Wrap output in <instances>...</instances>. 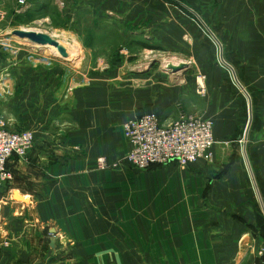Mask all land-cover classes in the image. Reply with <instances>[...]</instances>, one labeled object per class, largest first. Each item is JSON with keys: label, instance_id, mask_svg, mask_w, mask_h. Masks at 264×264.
Returning a JSON list of instances; mask_svg holds the SVG:
<instances>
[{"label": "crops", "instance_id": "crops-1", "mask_svg": "<svg viewBox=\"0 0 264 264\" xmlns=\"http://www.w3.org/2000/svg\"><path fill=\"white\" fill-rule=\"evenodd\" d=\"M166 1L177 7L176 21L188 15L190 33L198 34L193 21L205 22L206 29L222 39L223 48H228L224 52H232L235 59L229 58L231 65L226 67L197 65L205 75L204 95L198 93L195 82L192 91L173 87L159 93V100L181 101L189 114L209 118L215 143L211 162L198 160L189 166L191 173L184 178H189L190 193L186 191L196 203L190 205L189 212L174 211L173 222L179 220L181 224L177 225L176 236L161 244L164 248L159 250L158 259L167 264H264V0H206L211 5V13L206 16L193 8L197 0ZM164 2L157 0L159 5ZM150 3L60 0L49 3L57 12L49 8V13L41 16L53 22L57 14L79 27L85 23H109L115 18L148 20ZM158 15L160 22H169L165 10ZM112 26L111 31L116 28ZM173 27L176 43L183 32L180 26ZM14 68L19 77V66ZM18 77L17 83L27 81L26 85L21 83L27 89L21 90L19 96H30L33 109L26 115L16 97L12 103L0 104V113L10 129L31 128L34 141L25 159L12 156L6 163L9 179L0 186V264H49V202L54 199L49 198V185L66 180V173L71 181L72 173L77 176L74 167L94 163L102 151L100 143L113 142V125L127 103L125 99L119 103L118 89L99 76H89L88 85L83 86L82 78L73 76L68 80L64 69L49 66V77ZM170 111L151 112L167 123ZM181 181V177L175 178L174 187L178 188L175 195L182 198L187 192L182 190ZM87 193L67 191L71 199L81 198L83 203ZM84 206L77 211L82 212ZM128 206L125 214L130 222L110 227V237L94 232L83 240L84 250L91 255L88 260L106 261L103 253L109 250L112 256L128 262L132 246L128 234H132L133 221L150 220L142 213L147 209L138 207L130 218L128 209L133 207ZM154 208L157 213L162 209ZM164 220H170L168 213L159 212L158 222ZM140 244L142 252L150 250L149 239L140 240Z\"/></svg>", "mask_w": 264, "mask_h": 264}, {"label": "rangeland", "instance_id": "rangeland-1", "mask_svg": "<svg viewBox=\"0 0 264 264\" xmlns=\"http://www.w3.org/2000/svg\"><path fill=\"white\" fill-rule=\"evenodd\" d=\"M59 1L24 0L25 4H21L19 0H0V104L12 103L17 97L26 115L33 109L34 101L30 96H19L22 94L21 90L27 89L21 83L26 85L27 81L15 82L18 75L14 67L17 68L18 65L20 79L49 77V66L54 70L64 69L68 80L73 76H77V80L82 78L83 86L88 85L89 76L103 77L118 89L119 103L125 99L127 106H124V111L120 110L118 122L116 126L113 125L116 127L113 142H101V154L96 156V159L104 157L109 164H116L101 169L97 167L95 159L94 163L74 167L73 172L76 171L77 176L72 173L71 181L66 173V180L49 185V198H54L49 202V264H167L164 259L160 261L158 255L159 250L164 248L161 245L163 241L176 236L175 233L179 230L177 225L181 221L178 220L177 224L173 222V213L175 210L189 212L190 205L196 203L195 197L192 195V198L189 194V178H184L191 173L189 166L193 163L187 167L176 163L135 167L126 158L130 143L122 132V125L141 111L162 113L171 110L166 115L171 117L170 121L189 114L184 103L159 100V93L170 91L173 87L192 91L194 82L197 86L200 74H203L197 69V65L226 67L231 65L229 58H234L235 55L224 52L228 48H223L222 39L213 36L203 21L195 18L192 23L196 25L198 34L190 33L187 27L191 24L187 20L188 15L184 11L182 21H176L174 9L177 7L166 0H161L164 5H159L157 0H149L148 20L134 17L126 21L115 18L109 23H85L81 27L77 23L66 21L62 16L59 18L57 14L58 20L55 17L53 22L42 19L43 12L49 13V3ZM44 2L47 3L43 5L46 9L38 10V5ZM195 4L193 8L201 16L211 13V5L206 4V0H197ZM162 10H165L169 22L159 21L158 13ZM53 12L57 10L54 9ZM110 24L116 27L115 30H110ZM174 25L180 26L183 32L176 43ZM17 32L25 36L22 37ZM130 32L133 34L132 39ZM36 38L45 44L31 41ZM0 118L4 120L1 113ZM4 122L7 123L6 120ZM5 123L4 127L11 131H31L34 141V133L28 126L10 129ZM13 156L18 159L26 157ZM213 156L198 160L211 162ZM177 177L183 180L180 184L182 190L189 191L182 198L175 195L178 188L174 187V179ZM70 189L88 192L85 203L81 198L71 199L67 194ZM193 190L196 192L198 189ZM84 204L83 211L78 212ZM177 205L184 209L176 208ZM127 206L133 207V210L128 209L130 218L136 207L139 210L147 209L142 213L150 217V220H144L143 223L133 221V235L130 232L128 234L132 245L128 262L121 261L119 256H112L109 250L103 253L106 261L88 260L91 255L87 253L88 250H84L83 240L92 237L94 232L110 237L109 231L113 232L110 227L114 229L116 225L127 221ZM154 207L162 208L159 212L166 211L170 220L158 222L159 212ZM98 227L99 229H95ZM143 239H149L151 244L150 250L145 252H142L140 244ZM169 246L166 245L165 248H170Z\"/></svg>", "mask_w": 264, "mask_h": 264}, {"label": "built area", "instance_id": "built-area-1", "mask_svg": "<svg viewBox=\"0 0 264 264\" xmlns=\"http://www.w3.org/2000/svg\"><path fill=\"white\" fill-rule=\"evenodd\" d=\"M19 2L23 4L24 0ZM204 78L200 74V83L197 84L201 95L206 93ZM85 80L88 81L87 78ZM122 132L130 143L126 158L138 168L171 162L187 167L198 159H210L213 156V123L201 114H185L174 121L163 123L156 113L143 112L125 121ZM32 142L31 131L6 129L0 118V186L9 179L7 160L13 155L25 157ZM115 164H109L104 157L96 159V165L101 169ZM247 264L256 263L251 261Z\"/></svg>", "mask_w": 264, "mask_h": 264}, {"label": "water", "instance_id": "water-1", "mask_svg": "<svg viewBox=\"0 0 264 264\" xmlns=\"http://www.w3.org/2000/svg\"><path fill=\"white\" fill-rule=\"evenodd\" d=\"M17 34L18 35H20V36H22V37H24L25 35H23V34H21V33H19V32H17ZM38 35H41V33H39ZM42 35H44V34H42ZM47 36V35H46ZM38 38H36L35 40H31L32 42H35V43H40V44H45V42H40V41H38L37 40ZM64 56V55H63Z\"/></svg>", "mask_w": 264, "mask_h": 264}, {"label": "trees", "instance_id": "trees-1", "mask_svg": "<svg viewBox=\"0 0 264 264\" xmlns=\"http://www.w3.org/2000/svg\"><path fill=\"white\" fill-rule=\"evenodd\" d=\"M38 6H39V7H38V8H39L38 10L44 8V7H43V4H40V5H38Z\"/></svg>", "mask_w": 264, "mask_h": 264}, {"label": "bare ground", "instance_id": "bare-ground-1", "mask_svg": "<svg viewBox=\"0 0 264 264\" xmlns=\"http://www.w3.org/2000/svg\"><path fill=\"white\" fill-rule=\"evenodd\" d=\"M21 33V32H20ZM43 37H45V36H43Z\"/></svg>", "mask_w": 264, "mask_h": 264}]
</instances>
